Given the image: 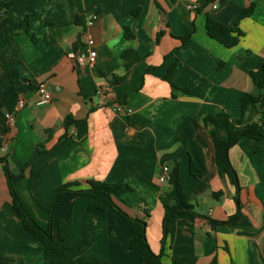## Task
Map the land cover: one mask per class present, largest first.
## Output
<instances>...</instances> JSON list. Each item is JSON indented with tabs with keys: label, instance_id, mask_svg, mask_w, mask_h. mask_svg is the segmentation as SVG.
<instances>
[{
	"label": "crops",
	"instance_id": "1",
	"mask_svg": "<svg viewBox=\"0 0 264 264\" xmlns=\"http://www.w3.org/2000/svg\"><path fill=\"white\" fill-rule=\"evenodd\" d=\"M191 3L197 4L194 10L186 7ZM251 3L252 13L238 23L242 35L236 45L226 47L208 35L206 16L232 26ZM90 12L96 17L86 25ZM25 18L28 31L21 26ZM187 32L189 43L182 45ZM87 36L97 56L94 63L77 66L70 54ZM260 62L264 0H17L2 5L0 256L9 259L5 264L62 258L21 226L5 163L13 174L23 172L14 189L43 227L61 184L128 183L132 190L114 201L130 216L147 220V240L158 253L171 188L169 174L164 181L158 177L162 165L170 169L176 162L183 192L198 215L171 217L162 263L264 264V138L243 137L229 149L241 215L223 223L236 212V188L227 172L218 171L215 145L204 124L206 116L224 111L235 121L264 127L259 102L241 110L246 94L264 95L249 76ZM174 64L173 86L165 76ZM115 77L123 79L111 83ZM41 83L51 98L38 104ZM20 98L25 100L21 108ZM6 112L15 114L12 128L6 125ZM191 164L201 172L199 178ZM87 201L83 195H60L53 210L54 235L56 222L70 219L65 245L88 233L89 255L112 264H146L127 246L132 229L121 214Z\"/></svg>",
	"mask_w": 264,
	"mask_h": 264
},
{
	"label": "trees",
	"instance_id": "2",
	"mask_svg": "<svg viewBox=\"0 0 264 264\" xmlns=\"http://www.w3.org/2000/svg\"><path fill=\"white\" fill-rule=\"evenodd\" d=\"M16 1L17 0L0 2V7L2 5L8 7ZM254 6L255 4L251 3L249 6L242 8L232 26L225 25L210 16H206L205 27L208 35L226 47L236 45L242 35L238 23L242 18L249 16L252 13ZM21 26L28 31L29 25L27 18L21 22ZM125 33L127 38L132 37V34L129 31H126ZM190 36L191 32H187L181 38L182 45H187L189 43ZM125 53H130V51L127 50ZM125 64L126 67L130 65L127 62H125ZM177 68L178 65L174 64L169 68L165 76V79L173 86L174 83L172 78L177 71ZM249 76L257 87L264 89L263 62L258 63L256 68L249 72ZM122 79V77H115L111 83L120 82ZM263 99L264 95L256 98L250 94H246L241 105L242 112H244L248 103L259 102L260 106L264 109ZM204 124L215 145V165L219 172L225 171L229 174L231 182L236 188V194L234 196L237 205L236 212L223 223L235 222L241 215L240 203L238 201L239 183L236 171L229 158V149L243 137L262 140L264 138V127L262 124L256 122L243 124L241 121H235L224 111L206 116L204 118ZM190 169L196 178L201 176V172L193 164H191ZM168 174L171 188L168 192L169 201L164 206V215L162 218L161 250L158 253H155L146 236V228L148 225L147 220L140 217L130 216L114 201V196L122 195L132 190V187L128 183L88 180L86 181V184L88 185L87 187H79L80 183L77 181L61 184L55 189L52 195L49 209V224L47 227H43L29 214L14 189V184L22 178L23 172L13 174L10 172L7 163H5L7 186L12 198V205L19 216L21 226L34 239L62 257L59 259L48 260L46 264H112L107 260L89 255L92 243L88 233L83 234L74 245L68 246L63 243L71 233L70 219L67 221L58 220L56 222V236L54 235L52 228L53 210L58 198L63 193H74L86 196L88 197V204L99 210L110 208L116 209L130 224L132 229V236L126 241L127 246L130 249L138 251L143 256L146 264H163L161 257L163 255L164 243L170 229L169 221L171 217L181 213H187L191 216L198 215L194 211L189 198L183 192L178 162L169 169ZM211 223H215V221H211ZM8 260V258L0 256V264H5Z\"/></svg>",
	"mask_w": 264,
	"mask_h": 264
},
{
	"label": "built area",
	"instance_id": "3",
	"mask_svg": "<svg viewBox=\"0 0 264 264\" xmlns=\"http://www.w3.org/2000/svg\"><path fill=\"white\" fill-rule=\"evenodd\" d=\"M216 4H212V8H216ZM188 9H195L197 7L196 3H191L186 6ZM96 13L95 12H90L88 16L86 17V25H89L93 19H95ZM97 56V51L94 46V41L91 37L87 36L84 45L76 48L71 54L70 57L72 58V61L75 65L77 66H82L86 62L87 63H94L95 59ZM51 98V93L48 90L47 86L44 83H41L38 86L37 89V103L38 104H43L46 103L50 100ZM25 104V100L23 98L18 99L17 105L18 107H23ZM263 105H264V99H263ZM5 119H6V125L9 128H12L15 126L16 118L15 114L6 112L5 113ZM169 172V166L168 165H162L161 166V173L158 177L159 181H164L166 177L168 176Z\"/></svg>",
	"mask_w": 264,
	"mask_h": 264
}]
</instances>
